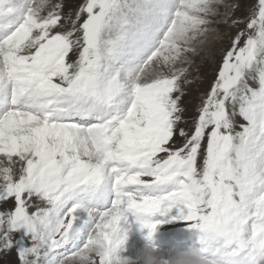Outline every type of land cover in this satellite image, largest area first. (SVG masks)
<instances>
[{
	"label": "snow or ice",
	"instance_id": "1",
	"mask_svg": "<svg viewBox=\"0 0 264 264\" xmlns=\"http://www.w3.org/2000/svg\"><path fill=\"white\" fill-rule=\"evenodd\" d=\"M174 209L207 264H264V0H0V259L124 264L127 214Z\"/></svg>",
	"mask_w": 264,
	"mask_h": 264
},
{
	"label": "rangeland",
	"instance_id": "2",
	"mask_svg": "<svg viewBox=\"0 0 264 264\" xmlns=\"http://www.w3.org/2000/svg\"><path fill=\"white\" fill-rule=\"evenodd\" d=\"M227 2L231 3L232 0H227ZM223 11V9H222ZM244 11L242 8L240 11L236 13V15H241V13ZM209 35V36H208ZM206 37H203L204 45L198 44L197 45V55L196 54H189L190 60L192 61L191 65H184L183 67H189V73H190V79L193 80V84L190 87V94H189V102L195 103L200 91L204 87V82L206 81L207 77H209L212 74L213 68H215L216 60L219 59L220 50L222 47V44L220 40L218 39L217 33H209ZM212 36V39H209V37ZM209 39V40H208ZM208 40V41H207ZM210 42V43H209ZM209 44L208 47L205 45ZM200 47V48H198ZM204 48V49H203ZM205 50V51H204ZM202 51V53H200ZM194 55V56H193ZM200 55V56H198ZM193 57V58H192ZM215 57V60L213 59ZM178 210L174 209L173 213L170 215H177L178 216ZM170 222H162L159 224V228H176L177 226H172L173 224H179L182 226H188L186 222L181 221L179 219H176L175 221L169 220ZM172 226V227H171ZM186 234H188L187 239L195 240L192 231L189 229L186 231ZM135 245H137L139 248H143L145 244L142 246H139L138 244H132L130 247L126 248L125 251L121 253L124 257H128V259H131L134 261V264H143V259H141L142 250H139ZM200 245L198 242H196V248H199ZM137 249V252L133 250ZM176 251V252H175ZM170 251L168 249L159 248L156 246V255L163 256L165 258L173 256L175 253L180 251ZM131 256V257H130ZM0 264H13V257H4L0 259Z\"/></svg>",
	"mask_w": 264,
	"mask_h": 264
},
{
	"label": "clouds",
	"instance_id": "3",
	"mask_svg": "<svg viewBox=\"0 0 264 264\" xmlns=\"http://www.w3.org/2000/svg\"><path fill=\"white\" fill-rule=\"evenodd\" d=\"M155 252L156 245L152 243V238H145L143 264H207L204 259V253L199 248L177 252L170 258L158 257ZM124 264H134V261L126 259Z\"/></svg>",
	"mask_w": 264,
	"mask_h": 264
},
{
	"label": "bare ground",
	"instance_id": "4",
	"mask_svg": "<svg viewBox=\"0 0 264 264\" xmlns=\"http://www.w3.org/2000/svg\"><path fill=\"white\" fill-rule=\"evenodd\" d=\"M208 36H209V35H208ZM206 38H207V37H206ZM209 39H212V36H210ZM209 39H208V40H209ZM208 40H207V41H208ZM209 43H210V42H209ZM202 45H204V43H203ZM208 45H209V44H206L205 46L208 47ZM198 48H200V47H198ZM203 49H204V48H203ZM204 51H205V50H204ZM197 52H198V51H197ZM200 53H202V51H201ZM190 55H191V54H190ZM196 55H197V54H196ZM193 56H194V55H193ZM198 56H200V55H198ZM192 58H193V57H192ZM189 59H190V57H189ZM182 66H184V65H182ZM135 246H136L139 250H142V253H143V250H144L143 248H139L137 245H135ZM134 251L137 252V249H134L133 252H134ZM155 253H156V252H155ZM157 256L159 257V255H157ZM130 257H131V256H130ZM140 257H141V259H143V254H142ZM127 258H128V257H127ZM164 258H165V257H164ZM168 258H170V257H168Z\"/></svg>",
	"mask_w": 264,
	"mask_h": 264
}]
</instances>
